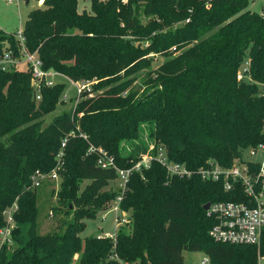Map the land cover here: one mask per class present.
Returning <instances> with one entry per match:
<instances>
[{
    "label": "trees",
    "instance_id": "trees-1",
    "mask_svg": "<svg viewBox=\"0 0 264 264\" xmlns=\"http://www.w3.org/2000/svg\"><path fill=\"white\" fill-rule=\"evenodd\" d=\"M43 1L25 22L26 50L37 52L47 71L95 82L74 111L43 127L63 102L65 84L43 86L37 103L30 70L0 69V228L4 210L19 205L17 245L5 246L0 264H74L78 254L79 264H120L116 256L184 264V251H202L210 264H257L264 234L259 246L215 240L209 234L214 218L204 209L207 202L244 196L220 181L169 176L157 161L130 176L121 207L131 220L115 239L79 233L81 219L121 193L105 189L117 171L99 166L91 147L127 168L158 143L171 159L198 168L210 159L229 167L245 148L264 143V14L250 10L249 0H91V12H80L79 0ZM9 51L22 55L15 34L0 30V57ZM159 55L166 60L153 68ZM143 125L151 142L138 146L140 154L125 153L121 142L139 136ZM62 150L63 182L53 206L62 214L58 229L42 234L31 175L54 168ZM22 223H29L25 241Z\"/></svg>",
    "mask_w": 264,
    "mask_h": 264
},
{
    "label": "built area",
    "instance_id": "built-area-1",
    "mask_svg": "<svg viewBox=\"0 0 264 264\" xmlns=\"http://www.w3.org/2000/svg\"><path fill=\"white\" fill-rule=\"evenodd\" d=\"M7 2H20L22 0H6ZM24 1V0H23ZM20 42L21 54L23 61L15 58L12 52H6L0 57V69L3 71L18 67L19 63L25 62L26 69L31 71V85L34 90V98L37 103L42 99L43 86H52L54 82L49 79V71L43 68V62L37 52H29L25 48V37L23 30L15 34ZM239 79L244 77V72L239 74ZM95 81L81 80L74 81L77 90V100L79 101L82 94L92 92V85ZM63 100H68V96L64 95ZM66 141L62 143V149L65 148ZM251 154L255 155L260 150L264 152V143L257 147H251ZM99 152L98 165L104 169L114 168L117 171V179L121 180V193L113 200V204L109 210H104L103 220L107 219L110 212L115 213V222L117 230L114 233L104 232L98 235L99 238L108 237L115 239L117 232L123 225H128L131 220V214L121 207L124 192L130 176L134 172H142L143 169L149 168L153 161L163 165L169 176L179 178H192L199 176L205 181H220L223 183L224 189L228 192H234L236 196L239 194L244 196V200H219L211 202L210 209L207 211L214 218V224L209 234L218 241L230 244H248L260 245L264 234V162L244 161L242 155L236 158L229 167L222 166L217 160L210 159L205 165L198 168H190L186 163L171 159L167 149L162 144H151L146 153H143L139 160L131 167L122 168L116 164L113 156H111L103 148L91 147L90 152ZM63 156V150L57 159ZM255 163V164H254ZM48 179L58 181L59 174L53 169L50 172H44L37 169L31 175L30 189H39L44 185V180ZM19 211L17 202L3 212L5 225L0 228V255L5 246L10 247L14 241L13 231L16 227L15 214ZM124 213L123 215H121ZM53 216V212H51ZM120 264H138L135 261H123L119 257H114ZM264 255H259L257 264H264ZM202 264H210V258L207 256Z\"/></svg>",
    "mask_w": 264,
    "mask_h": 264
},
{
    "label": "rangeland",
    "instance_id": "rangeland-1",
    "mask_svg": "<svg viewBox=\"0 0 264 264\" xmlns=\"http://www.w3.org/2000/svg\"><path fill=\"white\" fill-rule=\"evenodd\" d=\"M42 3L38 0H31L30 4H26L25 1H14V2H7L6 0H0V30L2 32H5L7 34H17L18 31L23 30L25 26V22L28 18V14L30 11L36 8L43 7V0H41ZM131 0H121V2L125 5H129ZM249 9L253 11H258L261 14H264V0H249ZM92 9V2L91 0H79V11H86L91 12ZM149 19L145 17L143 19L144 23H147ZM181 24V23H179ZM20 45V42H19ZM11 50V49H10ZM21 61H23V55L19 56ZM250 56L247 55L244 63L242 64V69L247 66V61H249ZM166 60L165 56L159 55L155 57L153 68H157L159 65H161ZM26 63L22 62L19 63L18 68L21 70L26 69ZM142 77V75H141ZM49 79L56 83H64L65 84V91L63 92V95L68 96V100H63V102L59 103L57 106V109L49 114L45 122L43 124V127H46L49 123L53 121V119L61 115L65 112H71L75 110L76 107V100H77V90L76 86L74 84V81L69 79L68 77L64 76L60 72L56 70H49ZM141 80V79H140ZM262 88H264V85H262ZM144 126V131L139 134V136L133 138L132 140H124L121 142V146L123 148V151L125 153H128L129 151L134 152L135 154H140L143 152V150L138 149V146L147 147V145L151 142V137L148 134V128L147 125ZM251 147H247L242 152V158L244 161H255V162H264V152L263 150H260L257 154L252 155L251 154ZM60 160L57 159L56 165L53 169L57 170L59 174L58 181H53L48 179V177L44 180V185L40 187L37 192L39 194V206L42 208L38 222L41 224V233L46 234L49 232H53L58 229L59 222L57 220L58 215H61L62 213H59L58 215L55 214V211L53 209V206H57L59 204L58 201V193L61 189L62 182H63V166L61 164ZM48 171V172H50ZM89 184V181L86 180L82 183L80 188V195L84 189V187ZM121 186V180L116 179L110 182L109 186H107L105 189L107 190H115L119 189ZM113 204V201L108 202L105 204L104 209L100 210L94 217H85L81 219L82 222L85 223V228L82 230L79 234L82 239H84L87 236L91 235H102L104 232H111L115 233L117 230V225L115 222V213L110 212L107 216V219L103 220V214L104 210H109L110 206ZM51 212H53V216L51 215ZM122 213L121 215H123ZM123 227V226H122ZM28 228L29 223H22L21 225V239L25 241L28 238ZM119 230L121 228H118ZM125 230V228H124ZM15 240L9 247V251L12 250V248L16 247ZM184 264H202V261L204 258L207 257V255L202 251H184ZM80 256L81 254H78L74 258V264H79L80 262ZM138 264H144L141 262V260H136ZM264 263V262H263Z\"/></svg>",
    "mask_w": 264,
    "mask_h": 264
},
{
    "label": "water",
    "instance_id": "water-1",
    "mask_svg": "<svg viewBox=\"0 0 264 264\" xmlns=\"http://www.w3.org/2000/svg\"><path fill=\"white\" fill-rule=\"evenodd\" d=\"M26 2V4H30V0H24ZM210 206H211V202H207L205 205H204V209L206 211H208L210 209Z\"/></svg>",
    "mask_w": 264,
    "mask_h": 264
},
{
    "label": "crops",
    "instance_id": "crops-1",
    "mask_svg": "<svg viewBox=\"0 0 264 264\" xmlns=\"http://www.w3.org/2000/svg\"><path fill=\"white\" fill-rule=\"evenodd\" d=\"M30 2H31V0H30ZM40 3H42V1H40Z\"/></svg>",
    "mask_w": 264,
    "mask_h": 264
}]
</instances>
